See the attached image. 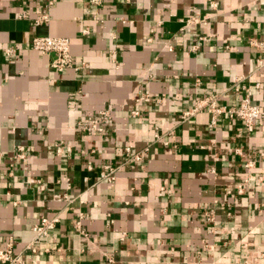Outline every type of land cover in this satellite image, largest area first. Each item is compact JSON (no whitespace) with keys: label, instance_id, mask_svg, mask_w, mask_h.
<instances>
[{"label":"crops","instance_id":"1","mask_svg":"<svg viewBox=\"0 0 264 264\" xmlns=\"http://www.w3.org/2000/svg\"><path fill=\"white\" fill-rule=\"evenodd\" d=\"M46 1L0 0V247L22 254L11 264H264V120L184 117L206 98L236 107L251 80L264 108V0ZM35 36L68 37L73 65L53 68ZM100 111L102 131L79 127ZM106 164L115 180L100 179Z\"/></svg>","mask_w":264,"mask_h":264},{"label":"built area","instance_id":"2","mask_svg":"<svg viewBox=\"0 0 264 264\" xmlns=\"http://www.w3.org/2000/svg\"><path fill=\"white\" fill-rule=\"evenodd\" d=\"M106 0H90L91 5L94 7L101 6ZM54 4V0H47L46 5L49 8ZM49 20V13L42 14L37 20L36 23L39 24L42 21ZM85 33L88 30H84ZM32 47L35 50L41 51L44 54H54V58L51 61V66L56 69H65L71 67L73 65V56L71 53V40L68 37L63 36H35L32 39ZM13 52V49H7V53ZM260 67L264 66V56L259 61ZM200 83V79H197ZM250 84H244L241 86L244 93L241 98L239 105L236 107H227L225 105H219L217 103L216 98H206L199 100L195 103L192 109L186 111L184 113V117H190L195 115L197 112L208 109V111L212 114L210 126H216L218 123V117L221 115H227L230 118H240L246 125L251 126L254 125L255 122L259 119L264 120V108H262L259 104L253 101L254 89L259 88L261 86L260 82L250 81ZM238 87V86H237ZM134 114H138V112H134ZM110 118L109 111H100L90 120L80 123L79 127L82 129H87L90 131H102L104 126L106 125L108 119ZM158 136V135H157ZM127 152H130V148L127 147ZM264 155V153H262ZM91 168V166H89ZM116 168L112 165L106 164L104 165L102 171L100 172V179H116ZM214 171V169H213ZM249 179L245 180L248 182ZM58 187L60 188V184L58 183ZM71 183L68 182V189H70ZM239 193L244 191V184L238 185ZM56 199L70 202L67 192L60 195H55ZM60 215L57 213L53 216H44L42 217L38 223L34 226L35 237L34 239L27 245L26 249L31 251L32 253H37L38 249L43 246L50 236L52 230H54L57 225L60 223ZM77 228L81 229L80 221L77 222ZM81 233L84 236H87L86 231L81 230ZM46 252H50L51 248L46 247ZM16 251L13 241L10 239L6 242L4 247H0V264H11L20 261L21 253Z\"/></svg>","mask_w":264,"mask_h":264}]
</instances>
